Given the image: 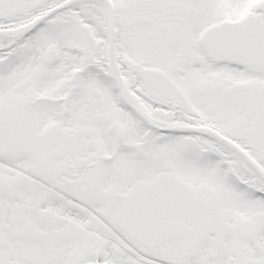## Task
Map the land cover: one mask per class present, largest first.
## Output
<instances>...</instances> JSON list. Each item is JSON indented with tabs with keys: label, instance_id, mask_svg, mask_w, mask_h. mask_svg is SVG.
I'll return each instance as SVG.
<instances>
[{
	"label": "snow or ice",
	"instance_id": "snow-or-ice-1",
	"mask_svg": "<svg viewBox=\"0 0 264 264\" xmlns=\"http://www.w3.org/2000/svg\"><path fill=\"white\" fill-rule=\"evenodd\" d=\"M0 264H264V0H0Z\"/></svg>",
	"mask_w": 264,
	"mask_h": 264
}]
</instances>
